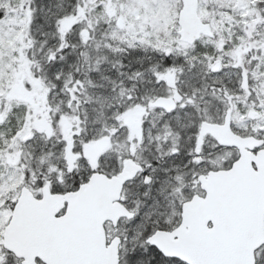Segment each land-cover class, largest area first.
<instances>
[{"label": "snow or ice", "instance_id": "snow-or-ice-1", "mask_svg": "<svg viewBox=\"0 0 264 264\" xmlns=\"http://www.w3.org/2000/svg\"><path fill=\"white\" fill-rule=\"evenodd\" d=\"M246 140L264 148V0H0V264H22L45 180L104 189L107 256L69 264H264L248 225L216 255L227 215L197 234L183 211L189 185L211 196L230 171L210 148Z\"/></svg>", "mask_w": 264, "mask_h": 264}, {"label": "water", "instance_id": "water-1", "mask_svg": "<svg viewBox=\"0 0 264 264\" xmlns=\"http://www.w3.org/2000/svg\"><path fill=\"white\" fill-rule=\"evenodd\" d=\"M240 150V157L228 172L214 175L210 181L213 195L210 196L208 184L202 186L205 197L195 196L188 201L183 211L188 226L194 233L207 231V221L224 213L233 225V230L215 245L216 255L231 251L237 229L248 225L246 231L253 239L264 241V228L260 226L259 195L264 192V148L260 141H228ZM102 186L70 194H54L50 186L43 188V198L37 199L28 189V216L23 227L14 234L13 243L16 255L23 257V264H36L41 258L45 264H69L71 261H89L103 257L105 232L99 222L106 218L103 205ZM74 214L71 228H61L52 222L65 205ZM199 246V240L196 241ZM179 255V253H174Z\"/></svg>", "mask_w": 264, "mask_h": 264}, {"label": "flooded vegetation", "instance_id": "flooded-vegetation-1", "mask_svg": "<svg viewBox=\"0 0 264 264\" xmlns=\"http://www.w3.org/2000/svg\"><path fill=\"white\" fill-rule=\"evenodd\" d=\"M232 150H234L235 151V154H236V157H235V159L232 161V162H234L235 160H237L238 158H239V156H240V152H239V149L238 148H233L232 147ZM253 152H255V153H257L258 151H257V149H254L253 150ZM234 158V157H233ZM217 166L219 167V166H223V164L221 163V162H219V163H217ZM224 168V167H223ZM48 185H50V187H51V191L53 192V188L55 187V185L53 184V183H48V182H46ZM45 186V185H44ZM43 186V187H44ZM43 187L38 191V192H36L35 194H36V197L38 198V199H42L43 198V195H42V190H43ZM66 189H70L71 187H72V185L71 184H68V185H66V186H64ZM53 193H59V192H53ZM59 194H61V193H59ZM187 194H189L188 195V197L186 198V195ZM196 195H199V196H205L206 195V193H205V191L204 190H202V186L199 188V189H195L193 186H191V185H189L185 190H184V199H186L187 201L188 200H190V199H192L194 196H196ZM64 212V208L58 213V214H61V213H63ZM182 217H177V219H181ZM36 263L37 264H45L44 263V261L41 259V258H39V257H37L36 258Z\"/></svg>", "mask_w": 264, "mask_h": 264}, {"label": "rangeland", "instance_id": "rangeland-1", "mask_svg": "<svg viewBox=\"0 0 264 264\" xmlns=\"http://www.w3.org/2000/svg\"><path fill=\"white\" fill-rule=\"evenodd\" d=\"M49 4L53 3V0H48ZM37 39H41V37L39 35H37ZM21 87H23V84H21ZM210 151L213 152L214 158L217 159V163L221 162L223 164L224 168L229 167L232 164V161L235 159L236 154L235 151L231 149L230 153L228 152H216L215 149H211ZM234 157V158H233ZM45 182H50L45 180ZM52 183V182H50ZM189 194L186 195V198L188 197ZM5 220L7 219V217L4 218Z\"/></svg>", "mask_w": 264, "mask_h": 264}, {"label": "trees", "instance_id": "trees-1", "mask_svg": "<svg viewBox=\"0 0 264 264\" xmlns=\"http://www.w3.org/2000/svg\"><path fill=\"white\" fill-rule=\"evenodd\" d=\"M46 182L45 181H43V184H45ZM33 191H35V192H38L41 188L40 187H30Z\"/></svg>", "mask_w": 264, "mask_h": 264}]
</instances>
